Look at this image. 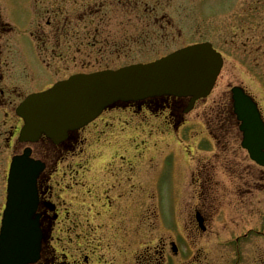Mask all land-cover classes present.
Here are the masks:
<instances>
[{
    "label": "flooded vegetation",
    "instance_id": "obj_1",
    "mask_svg": "<svg viewBox=\"0 0 264 264\" xmlns=\"http://www.w3.org/2000/svg\"><path fill=\"white\" fill-rule=\"evenodd\" d=\"M27 1L8 0L6 3L0 1L1 97L16 92L35 91L38 85L46 82L49 74L61 73L64 77L69 74L65 64L59 69L62 70L61 72L48 71L45 66L54 59L56 47H69L71 44L69 19L72 10L77 4L80 10H87V0L75 2L42 0L40 4L36 2L38 0H32L30 3ZM94 1L97 10L102 14L119 11L124 15L153 13L165 15L199 14L201 8L198 6L203 0H196L198 3L192 12L171 11V13L164 8L159 9L160 7L150 8L152 2L160 0ZM255 1V5H262V0ZM161 4L156 3L157 6ZM22 5H31V7L26 9L18 7ZM249 9L252 11L260 8ZM10 22L15 23L18 29H12ZM40 24L44 26L43 29H40ZM83 27L85 28V25ZM34 44L37 50H34ZM35 51L42 55L35 56L38 60L37 65L33 61L34 57L29 55ZM62 59L68 62V58ZM1 104L6 105L3 102ZM183 108V104L178 105L177 102L171 104L168 101L137 106L138 111L163 110L166 112L164 113L166 125L172 123L179 125L184 113ZM220 116L227 118V114L217 115L213 138L218 141L221 139L238 141L240 138L232 114L229 113L228 119L224 120L218 119ZM110 124L104 126L115 127L112 120ZM126 128H130V120H125L122 124V129ZM15 129L16 126L12 128ZM102 130L98 131L102 133ZM13 135L11 134L10 137ZM84 140L79 131L70 134L68 142L60 146L41 140L37 145L30 147L31 157L46 165V170L38 182L40 204L37 214L40 216L42 244L37 264H183L181 252L179 250L175 252L173 248L177 241L171 237L167 239L163 231L165 225L161 218L162 209L165 212V205L158 201L160 207L158 209L156 201L151 199L153 195L150 196V190L146 186L135 190V168L124 154L117 155L116 161L119 160L121 164L111 170L109 175L112 183L102 192L97 190L98 185L81 186L80 217L85 221L75 225L76 220H70L73 211L70 202L61 199V195L56 191V178L63 172L60 166L64 165L71 155L74 158L81 155H77V152L81 150ZM8 143L7 140L5 145ZM25 148V145L18 144L10 149L14 154L20 155ZM6 150L7 147L4 148L5 152ZM241 153L234 147L229 148V152L225 155L230 167L224 173L222 181L215 179V173L222 170L218 167V161L213 162L210 159L207 164L198 165L197 182L191 184V186L196 185L193 190L194 200L192 199L194 210L190 214L193 225L191 264H264L261 242L264 237L262 222L264 169L256 165L253 167L247 161L246 153L244 151ZM69 189L70 187L65 185V189L62 190L63 196L69 195ZM2 195L3 186L0 191L1 202ZM163 198L165 200L164 192ZM100 205L105 208V215L103 211L99 212L95 209ZM1 206L2 203L0 208ZM196 216L203 220L201 229L195 221ZM101 220L102 224L99 226L95 227L92 223Z\"/></svg>",
    "mask_w": 264,
    "mask_h": 264
},
{
    "label": "rangeland",
    "instance_id": "obj_2",
    "mask_svg": "<svg viewBox=\"0 0 264 264\" xmlns=\"http://www.w3.org/2000/svg\"><path fill=\"white\" fill-rule=\"evenodd\" d=\"M87 3H90V0H87ZM156 3L162 4L157 6ZM176 3L183 5H178ZM194 3L195 0H185L182 2H177V0H160L153 2L150 8L160 7L159 9L164 8L170 13L171 11L190 12V9L194 7ZM204 5L207 6V3L205 2ZM205 12L206 13L202 14L171 13L158 15L153 13L151 15H124L120 14L118 11L117 13H111L112 15L103 14L96 16L98 12L94 11L93 14H90V16L93 15V20H90L89 17L88 21V24L92 25L91 28L88 27L83 16H78L77 21L81 19V24L74 20L73 24H75L77 28L76 30H71V34L73 33L72 35H75V41L84 40L82 38L84 36L83 32L85 31L86 34L89 29H96L98 32L97 35L100 36L101 34L99 38H103L104 41L100 39H90L86 40V44L81 46V48L77 46L71 48V53L69 54L70 75L76 73H91L104 69L116 70L132 64L148 63L193 43L210 42L217 51L224 56V73L214 93L215 95L211 96L208 101L200 103L194 112L185 119L187 121L185 126L189 129L188 133L186 131H183L182 134L174 133L173 129L165 132L164 129H160V124H158V122L153 124L152 121L149 123L151 124V128H147L146 125H144L147 115L139 114V116L135 115L132 117L135 122L133 123L132 132H130L129 136L133 140L122 143L124 149L135 154L139 153L144 147L142 145V140L145 141L144 143L146 146L144 152L139 153L141 156L135 155V157H138V159H136V162H138L136 168H138L139 171L140 168L144 170H146V168L151 169L152 171L150 172L152 175L146 176L145 173L140 175V179L136 176V181H151L153 184V181L156 180L157 175L164 167L165 162L168 163L169 159H172V163L174 164V168L172 167V169H174L175 172H173L170 167L164 168L161 177V186L168 198L166 206H169L166 211L169 212V217H171L173 213L175 214V223L177 226L174 229L173 226L167 225L166 229L163 231H165L167 239L169 237L175 239L177 238L175 231L178 226L181 227L180 236H182L183 248L188 249V252H186L187 257H183L182 259L183 264L189 263V259L191 258L193 225L190 214L194 210V203L192 201L194 200L193 193H195L193 190L196 186H191V184H196L197 182L198 163L207 164L210 159H212L213 162H220L222 167H219V165L218 167L222 168V170L215 173L216 181H222L224 179V173L227 172V168L230 167V162L225 154L229 152L228 148H232L233 146L228 145L227 147V139L221 142L222 145L214 140L213 146L209 143V139L212 140V135L215 134L214 121L217 120V115L221 112L220 107H223V103L225 102V98H220L224 95L223 91H226L229 86H241L245 88L259 102L264 112V74H259L255 62V52H257V54L261 56L260 61H262V71L264 73V15H252L253 13H251V15L243 16L238 15L240 14L238 12L208 14L207 9H205ZM261 20H263L262 24L260 23ZM84 25L88 28L82 29L81 27ZM41 26H39L40 29ZM90 32L91 30L89 33ZM251 36L252 38H250ZM246 37L250 38V40H246L247 46L245 48L241 46L240 39L245 40ZM29 55L34 56L33 53H29ZM37 62L38 60L36 59V65ZM51 69L58 72V66H52ZM62 76L61 74L60 78H62ZM260 79L263 80V88H260V84L258 83ZM23 97L24 95L19 98L12 97L10 101L14 102V106H16ZM3 99L4 98H2V100ZM2 100L0 98V102H2ZM6 114H8V116H6ZM13 118V113L0 105V147L3 146L1 143L5 144L7 138H10V135L15 132V130H12V128L16 126ZM141 121L145 130L150 129L151 134L148 133L149 137H147V133L142 132L143 129L140 127ZM99 122L100 121L94 123L84 132L85 134H83V136H86V134L88 135L87 138L85 137V146L81 149L82 155L76 159L71 157L64 165H61V170L65 174L61 172L56 178V191L61 195V199L68 200L72 204L71 210L73 214L70 220H76V222H71V224H81V222L85 221L80 217V204H82V201L78 199V197H74V195H79L81 184L84 182V176L81 178L83 172L85 173V171H88V179L91 178V182L98 183V186H100L101 182H106L105 179L102 178L103 175L105 177L107 174L105 170H103L106 165L98 166L99 159L105 158L104 164L116 151V136L111 139L108 137L107 140L105 137L104 142L100 144L101 146L99 145V137L97 135V129H95L97 125L102 124ZM188 134L190 137L189 140L186 137ZM105 144L107 146H105ZM133 147L134 150H132ZM237 147V151H239V142L237 143ZM81 153L79 152V155ZM9 155L10 153L7 155L3 153V150L0 148V191L2 186L3 190L5 187V167L8 166ZM114 162V167L121 164L119 160ZM141 171L143 170L141 169ZM100 173L101 175H99ZM175 173L176 181L174 182ZM93 175L95 176L93 177ZM93 178H96V180ZM69 183L74 186L72 185L73 190L70 196L66 197L63 196L62 190L65 189V185L67 186ZM173 187H177L178 190L177 199L175 200L176 204L169 201ZM135 195L137 196V193H135ZM2 202L0 200V204ZM95 209L97 211H105L103 207H96ZM1 210L2 209H0V215ZM262 222L264 229V212ZM92 223L96 227L102 224V220L98 223L92 221ZM261 242L262 249L264 250V239H262Z\"/></svg>",
    "mask_w": 264,
    "mask_h": 264
},
{
    "label": "water",
    "instance_id": "obj_3",
    "mask_svg": "<svg viewBox=\"0 0 264 264\" xmlns=\"http://www.w3.org/2000/svg\"><path fill=\"white\" fill-rule=\"evenodd\" d=\"M207 47L199 46L188 49L163 62L147 67L139 66L116 73L80 77L75 80L77 82L79 80L82 83V90L78 93L75 91L70 95L72 89H64L65 85H62L59 90L56 89L57 91L37 97L34 101V106L42 103L47 106L51 104L50 112L52 108H55L57 112H48L44 116V121L33 125L35 136L45 134L56 142H60L59 136L65 137L68 132L88 125L103 110L118 102L130 103L153 97L175 96L191 97L193 104L196 100L209 95L222 66L218 56ZM236 101L239 105L240 116H243L242 120L245 122V131L248 134L247 148L251 152L253 159L262 162L264 153H258L262 154L260 161V157L253 153L255 152L253 127L256 128V123L260 122L255 107L242 92L237 93ZM29 103L32 105L30 101ZM246 104H248L247 108H245ZM263 149L264 147L260 152ZM28 166L29 163L25 159H17L14 162L12 169V187L14 190L18 189V179L28 183ZM26 187L27 185L24 186V189ZM10 204L12 205L11 215L13 216L17 205L16 200L12 199ZM24 239L22 237V241ZM23 247L28 246L25 243L19 246L21 248L20 260L27 258L25 264L33 263L36 258L30 262L29 258L31 256L27 257L25 255L27 253ZM17 255V251L12 254L13 257H17ZM10 256L9 252L0 251V264H2V261H8L10 264Z\"/></svg>",
    "mask_w": 264,
    "mask_h": 264
}]
</instances>
